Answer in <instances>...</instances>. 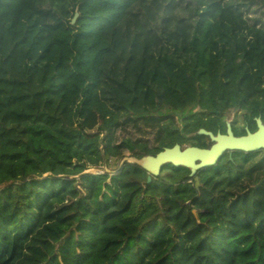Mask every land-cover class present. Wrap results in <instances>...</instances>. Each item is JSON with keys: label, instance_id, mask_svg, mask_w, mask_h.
Here are the masks:
<instances>
[{"label": "trees", "instance_id": "trees-1", "mask_svg": "<svg viewBox=\"0 0 264 264\" xmlns=\"http://www.w3.org/2000/svg\"><path fill=\"white\" fill-rule=\"evenodd\" d=\"M258 118L264 0H0V264H264L262 149L118 165Z\"/></svg>", "mask_w": 264, "mask_h": 264}, {"label": "water", "instance_id": "water-1", "mask_svg": "<svg viewBox=\"0 0 264 264\" xmlns=\"http://www.w3.org/2000/svg\"><path fill=\"white\" fill-rule=\"evenodd\" d=\"M77 14L75 13L71 23H74ZM197 134H204L209 137L212 144L209 148H198L187 146L181 148L178 144L170 148H164L154 156H143L139 159L132 158L133 162L140 165L148 172L147 181H150L151 175L156 176L160 169L166 165L181 166L189 169L190 176H193L194 187H199L196 173L204 168L215 165L225 152L241 151L244 153L255 152L264 149V122L256 119V130L247 131L245 135L234 136L230 130L229 123L225 134L217 133L213 135L209 131L200 129ZM192 213L196 215L195 210Z\"/></svg>", "mask_w": 264, "mask_h": 264}, {"label": "rangeland", "instance_id": "rangeland-1", "mask_svg": "<svg viewBox=\"0 0 264 264\" xmlns=\"http://www.w3.org/2000/svg\"><path fill=\"white\" fill-rule=\"evenodd\" d=\"M236 116L238 118V121H237V124H241V114L240 113H236ZM125 160H127L128 162H133V159L132 157H123L120 162L118 163V165H121L122 162H124ZM117 166V163H114L112 162L110 164V166L106 167V166H100V167H89L87 168L86 172H93V173H96V172H111L115 167Z\"/></svg>", "mask_w": 264, "mask_h": 264}, {"label": "flooded vegetation", "instance_id": "flooded-vegetation-1", "mask_svg": "<svg viewBox=\"0 0 264 264\" xmlns=\"http://www.w3.org/2000/svg\"><path fill=\"white\" fill-rule=\"evenodd\" d=\"M217 133H218V132H217ZM225 133H226V132H225ZM225 133H220V134H225ZM262 150H263V154H264V149H262ZM231 152H232V151H230V152H229V151H228V152H225L223 155L226 154V155L228 156V158H230V157H231Z\"/></svg>", "mask_w": 264, "mask_h": 264}]
</instances>
